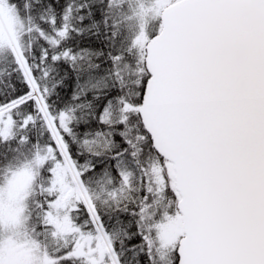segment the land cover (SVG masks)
Returning <instances> with one entry per match:
<instances>
[{
	"label": "snow or ice",
	"instance_id": "snow-or-ice-1",
	"mask_svg": "<svg viewBox=\"0 0 264 264\" xmlns=\"http://www.w3.org/2000/svg\"><path fill=\"white\" fill-rule=\"evenodd\" d=\"M0 264H264V0H0Z\"/></svg>",
	"mask_w": 264,
	"mask_h": 264
}]
</instances>
